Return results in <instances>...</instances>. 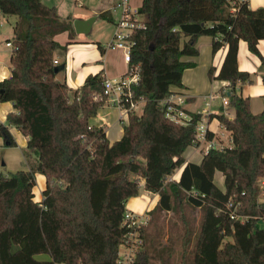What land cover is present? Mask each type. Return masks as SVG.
I'll return each mask as SVG.
<instances>
[{"label": "trees", "instance_id": "trees-1", "mask_svg": "<svg viewBox=\"0 0 264 264\" xmlns=\"http://www.w3.org/2000/svg\"><path fill=\"white\" fill-rule=\"evenodd\" d=\"M0 10L16 17L12 74L0 81V101H12L16 110L0 124V135L16 144L13 125L28 137L27 168L0 174V264H127L120 261L130 231L127 202L141 189L159 198L129 264H152L158 257L165 263L163 253L172 250L154 231L163 212L177 215L170 240L180 239L182 264H264V108L253 112L250 98L236 89L255 82L238 67L241 39L264 63L258 48L264 7L250 8L247 0H142L137 10L144 25L131 33L125 72H139L132 97L142 110L130 112L122 137L112 143L104 126L92 122L106 105L104 69L76 89L57 79L75 40L70 17L43 0H0ZM65 31L68 40L61 44L55 37ZM203 34L213 37V53L227 46L219 72L210 75L229 82L234 117L215 114L231 144L211 146L195 162L185 152L198 140L203 114L191 112L187 124L177 122L166 116L162 101L195 65L183 56L198 54ZM206 138H213L209 130ZM181 167L179 179L173 178ZM217 170L224 189L215 182ZM38 172L46 179L41 200L34 192ZM231 200L241 202L238 212L249 217L233 218ZM190 208L200 210L198 219Z\"/></svg>", "mask_w": 264, "mask_h": 264}, {"label": "crops", "instance_id": "crops-1", "mask_svg": "<svg viewBox=\"0 0 264 264\" xmlns=\"http://www.w3.org/2000/svg\"><path fill=\"white\" fill-rule=\"evenodd\" d=\"M43 1L47 4L56 6L59 14L63 18L70 17L72 24L74 19L77 18L86 19L91 16H96L89 31L93 29L95 23L99 19L112 22L111 25L112 27H110L109 36H107L108 38L107 40H103L101 36L95 35L97 36L95 39L97 41H101L99 42L101 45L106 46L105 52H107L108 49L107 43L111 41L113 32L115 30V24L120 18V10L115 8L119 0H103L104 6L102 7L100 6L99 8L96 9L90 8V10L86 12L78 11L76 12L75 15L70 14L67 17H64L61 14V9H59V5L56 2V0H49V2H46L45 0ZM141 2L135 8L132 7L130 2L129 3L133 9H137L140 6ZM247 2L249 7L253 9L264 7V0H247ZM104 12L105 15H102V13ZM0 19L3 21V25L0 27V81H1L12 74L11 64H10L12 46L7 45V42L12 41L13 27L16 21V17L4 15L3 13H1ZM5 24L6 25L10 24L11 29L10 28L8 29L9 31L10 30L12 31V35L6 36V42L3 43L1 41V33L3 31V27ZM74 31H75V40L68 45V53L66 57V61H67L66 82L71 89H76L77 87H79L89 74L96 73L102 68L104 69L105 75L111 78L121 76L127 71L128 62L126 61L125 57L123 60L124 64L122 65V68L124 65L127 66V68L124 71L122 70V68L118 70L120 66H118L117 68H113L111 65L110 67L108 62L107 64H104L103 67H101L100 64H97L99 55L97 51L90 48V46L92 45L84 46V47H89L91 49L89 52L85 51V49H83L82 51H78L80 49H78L77 46L80 45H78L77 42L81 41L82 39L80 35L85 33H78L76 32L75 28ZM65 32L68 33V31ZM212 41H213V37L211 35L203 34L198 37L196 43V46L198 48V54L195 56H183L184 60L194 61L195 65L192 67H188L184 70L182 77L183 84L181 86H174L172 88L175 92L180 93L184 97V102L182 103V107L188 113L191 112L195 113L201 111L205 106V101L207 100V96L211 93H215V96L211 101V105L208 107L209 108L208 113H204L201 120V124L207 127L210 133H212L213 138L198 139L193 145L189 146L185 152L186 159L195 162H199L201 160L202 153L209 148L210 143H212L214 146L225 145L224 140L222 138L223 135L226 136V133L224 132L225 129L223 128V126L221 125L219 119L217 118V116H215V114L224 113L226 116H228L231 119L234 117L233 107L229 106L228 104L227 106L224 105L223 101L217 103L213 102V100H215L217 97L222 98V93L224 89L229 91L231 89V86H229V82L227 80H220L217 79L216 77L212 78L210 75V70L214 72V76L219 72L227 51V46H223L216 53H213ZM3 45L5 47H3ZM258 48L260 52L264 55L263 39L259 40ZM73 51H77V54L74 55ZM89 56L91 58H88ZM237 63L240 70H245L255 75V82L239 83L236 85V89L239 92H241L243 96L250 98L252 111L259 112L264 108V63L262 62L259 55L249 50L247 42L243 39L239 41ZM15 110L16 109L12 101L10 100L0 101V124H6L7 114ZM92 122L96 125L104 126L107 137L110 143H112L122 137L124 132L123 125L128 123V119L127 120L123 119L120 115V111L117 108L106 104V106L100 109L98 116L93 118ZM9 130L11 131L16 141L15 142L16 144L9 145L7 141H5L3 136L0 135V174L3 175H8L11 172L23 168L26 165L23 155V148L27 145L28 137L13 125H9ZM229 139L231 141L230 136ZM14 153L17 157V161L15 163H14ZM193 155H197V158L192 157ZM219 172L221 171L217 170L215 172L214 179L217 185L220 188L224 189L225 186L221 187L220 183L217 181V179L219 180L222 179L224 183V175H222L223 173L220 174ZM180 174L181 172L175 174L173 178L179 179ZM38 177H39V181H42V185L43 183L46 184L45 176L44 178L42 177L43 179L40 176H37L36 178L38 179ZM262 182L264 183V179L262 180ZM42 185H38V186L40 191L43 192ZM142 191L143 193H141V195L139 194L138 196L131 197L127 202L128 209L135 211V213H144L150 210L152 207H154V205L157 203L159 198L158 193L150 192L145 189H142ZM35 198L37 199L36 196Z\"/></svg>", "mask_w": 264, "mask_h": 264}, {"label": "built area", "instance_id": "built-area-1", "mask_svg": "<svg viewBox=\"0 0 264 264\" xmlns=\"http://www.w3.org/2000/svg\"><path fill=\"white\" fill-rule=\"evenodd\" d=\"M234 3V1H232ZM116 9L120 10V18L115 24V30L112 35V39L107 43V47H118L124 51V57L129 63L130 51L133 45V40L130 38L131 33L136 27L144 25L143 15L138 12L137 9H133L128 0H119L116 4ZM0 10V14H1ZM3 25V21L0 19V27ZM7 45L12 46V42L8 41ZM55 63L58 60L55 59ZM139 78V72L129 71L118 77H104V93L107 95L106 104L117 108L120 111V115L123 119L129 120V114L132 111H137L141 103L136 102L132 97V84L137 82ZM215 93H211L207 96L205 106L199 113H208L211 101L214 98ZM222 101L224 105L228 104L227 90L224 89L222 93ZM184 97L177 92L171 93L167 99L162 101L166 116L177 122L187 124L191 118L190 114L182 107ZM197 139H207L206 133L207 127L199 122L197 126ZM214 146L212 143L209 147ZM263 184V182H261ZM229 205L233 206L232 217L233 218H246L247 215H243L238 212V209L242 206L241 202H229ZM147 213H135V211L128 209L125 213L124 224L130 229L127 239L123 244L125 248L124 253H120V261L129 264L133 256L141 246L143 238L141 236V227L148 222ZM261 220H264L262 218Z\"/></svg>", "mask_w": 264, "mask_h": 264}, {"label": "rangeland", "instance_id": "rangeland-1", "mask_svg": "<svg viewBox=\"0 0 264 264\" xmlns=\"http://www.w3.org/2000/svg\"><path fill=\"white\" fill-rule=\"evenodd\" d=\"M45 1L49 2V0H45ZM56 2L58 3L59 9H61V14L64 17H67L70 14L75 15L76 12H78V11L79 12H82V11L86 12V11L90 10V8L96 9V8H99L100 6L101 7L104 6L103 0H56ZM129 2L131 3L132 7L135 8L141 2V0H129ZM111 25H112V22H109L107 20H102V19L97 20V22L95 23V25L91 31L80 35V37L82 39H81V41L77 42L78 45H80L77 47H78V49H80L78 51H82L83 49H85V51H87V52H89L91 49L97 51V53L99 55L97 64H100L101 67H103L104 64H107V62H108L109 66L111 67V65H112L113 68H117L118 66H120V68H118V70H119L122 68V65L124 64V61H123L124 60V52H123V50L121 48H118V47L112 48V47L108 46L107 52L102 53L101 49L99 48V42H101V41H97L95 39L97 37L95 35H99L103 38V40H107L108 39L107 36H109L110 27H112ZM8 28H10V24H7V25L5 24L3 27V31L1 33V41L3 43L6 42V36L12 35V31L11 30L9 31ZM56 40L61 42V44H64L68 40V33L65 32V33L59 34L56 37ZM90 45H92V46H90ZM84 46H90L91 49L89 47H84ZM3 47H5V46L3 45ZM73 53H74V55H76L77 51H73ZM89 55H90V53H89ZM88 58H91V57L89 56ZM106 58H107V60H106ZM66 64H67V61H66ZM126 68H127V66L124 65L122 70L125 71ZM66 76H67V70L65 69V70L59 72V74L57 75V79L59 81L65 82ZM70 94L72 95L73 93H70ZM216 99L213 100V102L217 103V102L222 101L221 97H217ZM141 110H142V107L140 104L137 111L140 112ZM224 132L226 133V136L223 135V137H222L224 140V144L230 145V143H231V141L229 139L230 133L227 130H225ZM192 157L197 158V155H193ZM16 161H17V157L14 153V163ZM23 168H27V165H25ZM4 170H6V169H4ZM181 171H182V167L177 169L176 172L174 173V175L178 174ZM219 173L222 174V172H219ZM37 176L44 178V175L40 172L36 173V177ZM217 181L220 183L221 187H224V183H223L222 179H220V180L217 179ZM38 185H42V181H39V177H38V179L36 178V184L34 187V191H35V196L37 197V199L41 200L42 199V194H41L42 191H40ZM42 186L44 189L45 183H43ZM262 187H263V189H262V193L260 195V198L264 199V183L262 184ZM141 193H143L142 189L140 190V195H141ZM127 208H128V206H127ZM149 211H146V213H147L148 219L150 220L151 215H150ZM189 213L193 216V219H198L200 216V210L198 208L197 209H194V208L191 209L190 208ZM158 219H159V221H158L159 228H154V231H158V233H157L158 234V242L161 243V245L166 247L167 249L171 248L172 251L169 252L166 250L163 253V258L166 260L165 263H164L163 259H160L158 257V258L153 259L152 264H163V263L164 264H182V261H181L182 245H181L180 239H178V238L174 239L173 238V240H170L171 230L175 226V225H173V222L176 221L177 215L173 214L172 212H163V213H160ZM259 225L264 227V220H260ZM172 233H173V231H172ZM124 251H125V248L122 246L121 247V254L124 253ZM38 256L46 257L47 255L41 254Z\"/></svg>", "mask_w": 264, "mask_h": 264}, {"label": "water", "instance_id": "water-1", "mask_svg": "<svg viewBox=\"0 0 264 264\" xmlns=\"http://www.w3.org/2000/svg\"><path fill=\"white\" fill-rule=\"evenodd\" d=\"M95 18H96V16H91V17L86 18V19H80V18L74 19L73 25H74L76 32H78V33L88 32L90 30L91 25H92L93 21L95 20ZM63 67H64V65H60V66L56 67V70L58 71V70L62 69Z\"/></svg>", "mask_w": 264, "mask_h": 264}]
</instances>
